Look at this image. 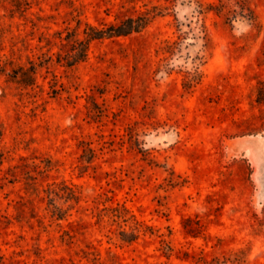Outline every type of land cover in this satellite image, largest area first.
Returning <instances> with one entry per match:
<instances>
[{
    "label": "rangeland",
    "instance_id": "1",
    "mask_svg": "<svg viewBox=\"0 0 264 264\" xmlns=\"http://www.w3.org/2000/svg\"><path fill=\"white\" fill-rule=\"evenodd\" d=\"M200 1L0 0V264H264V0Z\"/></svg>",
    "mask_w": 264,
    "mask_h": 264
},
{
    "label": "trees",
    "instance_id": "2",
    "mask_svg": "<svg viewBox=\"0 0 264 264\" xmlns=\"http://www.w3.org/2000/svg\"><path fill=\"white\" fill-rule=\"evenodd\" d=\"M191 2H195L198 8L199 14H207L210 11H215L216 13H220L224 9V5H216L215 3L204 4L200 0H190ZM159 9L158 6L155 7ZM164 9H173L174 5L167 6ZM151 14L150 12L145 14H140L137 16H127L122 18L119 22L111 23L106 28H98L96 26L88 24L87 27V38L86 39H79L75 38L72 40L71 49L65 55V60L67 65H75L80 61H84L88 56V50L90 46V42L95 39H103V38H119L122 36H129L133 33H140L142 32L150 23ZM203 29H205L204 23L201 25ZM205 38L207 37L206 30L203 31ZM73 35V34H72ZM180 41H166V45L161 48L163 53H170L173 54L180 46ZM207 47V44H205ZM204 56H199V61L203 60ZM200 64L199 62L195 63L192 69H182L180 72L183 73V88L185 90H190L195 84L199 83L201 79V72H200ZM3 70V67L0 64V71ZM35 73V72H34ZM2 136V130L0 129V137ZM85 151H89L91 155L86 158V161H91L93 157H95V151L91 147L85 149ZM90 159V160H89ZM2 160L0 158V164ZM71 195L75 197L74 192H71ZM57 214L59 218L63 219L66 210L62 207L56 206ZM123 237L128 240H133L137 235L135 233L129 232H122Z\"/></svg>",
    "mask_w": 264,
    "mask_h": 264
}]
</instances>
